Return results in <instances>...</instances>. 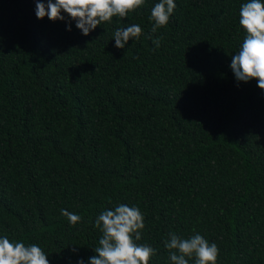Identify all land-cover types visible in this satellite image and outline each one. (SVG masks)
Segmentation results:
<instances>
[{"label": "trees", "instance_id": "1", "mask_svg": "<svg viewBox=\"0 0 264 264\" xmlns=\"http://www.w3.org/2000/svg\"><path fill=\"white\" fill-rule=\"evenodd\" d=\"M158 2L83 36L0 0V237L49 264H88L118 204L143 213L149 264H171L170 232L215 243L216 264H264V92L230 68L248 0H174L153 33ZM132 24L143 35L117 49Z\"/></svg>", "mask_w": 264, "mask_h": 264}, {"label": "clouds", "instance_id": "2", "mask_svg": "<svg viewBox=\"0 0 264 264\" xmlns=\"http://www.w3.org/2000/svg\"><path fill=\"white\" fill-rule=\"evenodd\" d=\"M145 0H36L35 15L38 20L47 16L49 21H63L66 14L83 36H88L103 23H111L113 17L125 19L129 13L141 8ZM174 0H159L151 9L150 19L154 21L152 32L166 26L173 14ZM239 25L245 37L238 52L231 57L230 68L237 82L257 81V87L264 92V2L248 0L239 10ZM68 31L71 28H67ZM143 35L138 24L118 27L113 33L115 47L124 49L128 42ZM159 47L160 38L153 41ZM70 225L75 226L81 217L62 209ZM95 227L102 234L96 255L88 264H149L156 250L146 244H139L145 227L144 215L136 206L118 204L105 209L95 219ZM164 247L169 253L171 264H216L219 249L200 234L183 238L174 232L168 234ZM0 264H49L48 255L36 245H25L0 237ZM83 264V261H78Z\"/></svg>", "mask_w": 264, "mask_h": 264}]
</instances>
